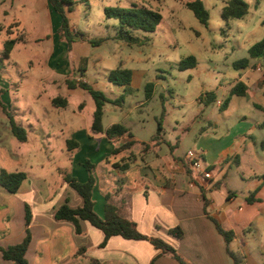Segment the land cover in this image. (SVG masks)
Listing matches in <instances>:
<instances>
[{
	"label": "crops",
	"instance_id": "0c3cea01",
	"mask_svg": "<svg viewBox=\"0 0 264 264\" xmlns=\"http://www.w3.org/2000/svg\"><path fill=\"white\" fill-rule=\"evenodd\" d=\"M7 1L14 3V0H0V12ZM45 9V17H48L49 22L53 21L57 14L48 1ZM2 12L8 15L5 8ZM58 27L54 29L56 33ZM78 42L73 45L72 50ZM18 44L11 57L17 51ZM58 45L64 50L68 49L67 44L60 42L58 35L54 34L52 51ZM51 54L54 55V52ZM50 56L45 63L51 60ZM10 60L7 61L9 65L0 72V82L4 81L2 75L8 73ZM259 60L250 59L249 66L240 70H235L234 62L231 63L229 73L233 77L224 85L229 86L227 97L239 81L245 84L246 92L244 96L231 97L223 111L224 118H227L226 113L234 107L239 110L245 108L246 112L241 111L223 132H217L222 122L221 117H217L215 124H212L204 116L205 109L199 108L197 118L200 117L201 121L194 128L184 124L183 119L179 120L176 115H171L164 102L166 116L163 135L158 141L151 139L149 142L141 140L131 127L123 123L130 129L131 136L126 134L109 139L105 132L91 133L93 116L90 118L86 115L85 108L82 112L75 111L80 101H86L87 105L89 94L80 87L70 89L67 85L68 80L81 79L84 82L87 74H90L88 67L84 74L77 71L79 77L76 75L74 79L68 78L65 68H41V76H36V86L39 89L36 95L39 99L44 95L45 101H41L44 104L39 106L40 109H35V116L29 119L21 108H16L17 111L11 109L14 121L26 131V142H20L14 136L10 118L0 106V171H21L28 174L15 194L0 186V248L20 244L26 237L25 207L28 205L31 209L28 227L31 243L26 255L29 264H181L172 256L161 254L150 240H126L116 236L101 247L104 234L89 222L81 221L82 233L77 234L73 223L55 219V212L64 204L71 208L83 205V199L65 178L71 176V173V177L77 176L74 178L79 182H86L89 173L83 163L90 160L94 165L93 174L96 179L93 193L95 211L100 217L104 218L107 203L117 206L120 215L134 222L142 234L150 239L163 240L188 264H234L227 246L233 253L242 256V264H264V65ZM145 61L147 58H142L139 62ZM12 63L17 66L15 79L17 75L24 79L30 73L25 69L23 71L17 61L13 60ZM30 66L33 67L32 63ZM116 68L105 67L95 74L93 81L85 83L104 92L110 99L121 96L125 92L124 87L113 85L108 79V73ZM132 71L131 92L139 91L144 86L148 71ZM56 81L64 83L57 86ZM158 85L155 83L154 93ZM20 87H25L22 81ZM2 92L5 93V88L0 83V93ZM72 96H79V101H73ZM201 96L197 102L203 104ZM57 97L66 98L68 105L55 107L53 100ZM145 101L134 106L133 111H140L149 102ZM221 104L219 100V108ZM203 106L205 107L204 104ZM125 119L129 125L135 121L132 117ZM116 123L118 121H111L106 125L103 119L104 130ZM137 123L143 127L145 120H137ZM209 127L212 130H207ZM169 133H174L177 138L175 144L166 140ZM191 133L196 137L200 135L194 148L200 162L202 160L201 169L211 171L210 174L206 172V176H210L208 179L193 170L188 164L189 160L175 155L182 136ZM69 140L77 142L78 148L71 150L67 144ZM129 142L133 143L132 146L124 150L127 154L124 160L129 157V161L122 164L111 162L109 157L113 151ZM137 144L141 146L138 153H134L133 149L137 148ZM162 146H168L170 153L162 156ZM57 149L60 156H57ZM74 153H85L91 158L75 159L72 157ZM60 160L64 161V165ZM218 166L221 167L220 170L212 169ZM46 167L50 168V172L38 177L31 173ZM32 175L36 176L34 180ZM116 182L121 185L117 187ZM252 194H255V201L248 202L247 199ZM214 220L223 229L234 233L229 244L218 231ZM172 229H179L182 237L171 234ZM0 264L13 263L4 260L0 253Z\"/></svg>",
	"mask_w": 264,
	"mask_h": 264
},
{
	"label": "rangeland",
	"instance_id": "374dc122",
	"mask_svg": "<svg viewBox=\"0 0 264 264\" xmlns=\"http://www.w3.org/2000/svg\"><path fill=\"white\" fill-rule=\"evenodd\" d=\"M47 1L14 0V3L7 1L2 9L5 8L8 15H4L1 9L0 22L6 26L2 25L5 30L0 33V50L9 38L7 33L12 32L14 33L12 37L18 35L23 40L11 57L8 73L2 75L4 81L0 82L5 88V93H0V99L4 104L7 103L8 110L17 111L16 108H21L27 119L34 117L33 111L40 109L39 106L44 104L41 101H45L44 95L41 99L36 95L39 92L36 84H38L37 78L42 74L41 68L59 66L58 68L66 69L68 78L74 79L76 75L79 77L78 68L84 66L82 58H87L86 68H89L90 74H87L84 82L88 83L93 81L95 74L105 67L148 71L144 86L139 91L127 93L124 101H119L117 105L107 103L104 107L106 125H109L111 121L123 123L131 127L134 134L146 142H149L157 132V119L161 115L162 99L171 115H176L179 120L183 119L184 124L194 128L198 127L201 121L200 117L197 118L200 113L199 108L205 109L204 116L208 117L212 124H215L217 117H221L222 122L217 130L218 133L223 132L230 125L229 122L235 120L241 111L246 112L245 108L239 110L234 107L226 113L227 118H224V110H220L218 102L220 100L222 103L227 97L229 86L224 85L229 82L230 77H233V74L229 73L231 63L249 58L250 46L264 36V0H245L249 4V14L242 19L231 20L229 26L221 17L228 0H202L210 12L208 27L203 26L193 12L184 6V2L192 0H75L78 3L74 11L69 14L71 28L74 33L82 32L86 36L75 45L72 52L60 48L59 45L52 51L53 36L57 34L54 29L59 26L60 17L55 15L53 21H48V17H45ZM133 5H145L163 16V21L155 33H140L142 39L146 40L143 46H129L124 42L112 40L99 47L90 45L89 39L111 37L115 34L117 21L105 16V7L126 8ZM53 52L54 55L51 54ZM190 55L198 59V66L194 69L180 70L178 63ZM49 56L51 60L45 63ZM142 58L143 60L147 58V61L139 62ZM13 60L18 62L23 71L24 69L30 71L24 79L21 75H17L15 79L14 72L16 74L17 66L13 65ZM259 62L262 66L264 65L263 59ZM31 63L33 67L30 66ZM253 63L256 62L253 61ZM140 78L143 79V76L140 75ZM21 81L25 86L22 89L19 88ZM148 82L159 84L153 99L141 107L140 111H133V107L141 101L146 102L144 87ZM63 83L55 82L57 86ZM220 85L223 87L221 88ZM207 92H215L218 101L204 107L197 102V99ZM72 97L73 101L80 99L79 96ZM88 98L87 105L86 101H80L75 111L82 112L85 108L84 113L92 118L95 103L90 95ZM119 98L120 96H114L113 100ZM80 105L83 106L80 107ZM125 117H132V120H135L134 123L129 125ZM137 120H145L144 126L138 125ZM207 130L212 128L209 127ZM199 137L200 135L196 137L194 133L182 136L179 147L175 149V155L188 160L189 152L197 151L194 145ZM166 140L173 144L177 142L174 133H169ZM140 146L137 144L138 149L134 148L133 152L138 153ZM162 150V156L170 153L168 146H162ZM56 152L57 156L61 155L58 149ZM40 156L46 159V156L42 154ZM72 157L91 158L85 153L79 155L74 153ZM124 157H127V154L123 151L112 154L109 159L111 162L122 164L129 161L124 160ZM60 163L63 164L64 161L60 160ZM188 164L191 165L190 162ZM47 172H50L49 167L31 173L38 177ZM130 173L132 175V172ZM99 174L100 168H98ZM70 175L73 176L71 173ZM34 177L36 176H31L32 180ZM74 177L77 176L74 175ZM116 185L118 187L121 183L116 182Z\"/></svg>",
	"mask_w": 264,
	"mask_h": 264
},
{
	"label": "trees",
	"instance_id": "16d2710c",
	"mask_svg": "<svg viewBox=\"0 0 264 264\" xmlns=\"http://www.w3.org/2000/svg\"><path fill=\"white\" fill-rule=\"evenodd\" d=\"M52 10L59 15L60 25L57 29V35L60 42H64L68 46V51H71L73 45L82 40L86 34L82 32L74 33L71 28V21L69 14L74 11L75 5L78 3L75 0H48ZM184 6L193 12L196 19L205 27L209 26L210 22V12L206 8L202 0H192L184 2ZM105 16L108 19H115L117 21V26L115 34L111 37H101L97 39H89L90 45L94 47L101 46L107 41L115 42H124L129 46H143L146 43V40H143L140 33H155L157 27L162 23L163 16L145 6V5H133L132 7H105L104 8ZM249 14V4L245 0H228L224 6L221 17L223 21L229 26V22L234 19H242ZM5 29L0 24V33ZM14 33H7L9 38L5 41L2 52L0 53V72L6 67L7 61L11 58V53L14 50L15 46L23 42L22 38L18 35L12 37ZM12 35V36H11ZM249 58L250 59H263L264 60V37L253 44L249 49ZM250 59L244 58L237 60L233 63V68L235 70L245 69L249 66ZM84 66L78 68V72L84 74L87 71L86 63L87 58L82 59ZM198 64V60L194 55H190L182 59L178 63L180 70H187L195 68ZM132 77L133 71L127 68H116L109 72L108 79L109 81L116 86H122L125 89L123 95L119 99L113 100L110 99L104 92L95 89L92 85L85 83L83 81H73L68 80L67 85L70 89H75L80 87L86 91L95 102V111L93 113V123L91 126V133L99 134L106 133L107 138H120L126 134L131 136L130 129L125 127L120 123L113 124L106 131L103 127V119L105 116V104L110 103L117 105L120 101H124L127 93L132 91ZM154 82H148L145 87V99L151 101L154 96ZM246 92V86L242 81H239L232 88L229 96L222 102L220 108L224 110L232 96H244ZM201 100L205 107L210 106L217 100V95L215 92H208L201 96ZM53 105L55 107H64L68 105L66 98L57 97L53 100ZM0 106L2 107L4 113L10 118L11 128L14 136L20 142L27 141L26 131L18 125L14 118L12 117V111L8 110V106L4 104L0 99ZM166 116V109L164 106V101L162 99V111L160 118L157 119V132L152 137V141H158L163 135V121ZM69 148L74 150L78 148L79 144L74 140H69L67 142ZM132 142L123 144L120 148H117L113 151V154H118L123 152L126 149H129L132 146ZM130 159L129 157L125 160ZM83 166L89 173L88 180L86 182H79L76 178L67 176L65 181L81 196L83 199V205L78 208H71L69 205L64 204L55 212V219L58 221H69L76 226L77 234H81L82 230L80 228L81 221H87L95 228L99 229L104 234V241L101 244V247H104L107 244V241L112 237H122L126 240H150L152 244L161 251V254L170 255L181 264H188L185 262L182 257L176 252V250L164 242L161 239L157 238H148L142 234L137 225L129 221L128 219L123 218L120 215L119 208L111 203H107L105 207V216L104 218L100 217L95 211V200L93 197L94 189L96 186V179L93 174L94 165L90 160H86L83 163ZM125 169V168H124ZM215 171L221 169V167H212ZM207 173H211L210 169L206 170ZM28 174L26 172L16 171L8 172L5 170L0 171V186L7 190L9 193L15 194L20 189L22 183L27 179ZM210 178V176H206ZM248 202L255 201V194H252L248 197ZM25 225L27 227V234L24 240L17 245L10 246L8 248H0V253L6 261H10L13 264H29L27 259V250L31 243V235L28 231V227L31 221V209L28 205L25 207ZM218 231L223 235L227 244L231 242L234 238V233L232 231H227L223 229L220 224L214 220ZM171 234L181 238L182 232L179 229H172ZM228 254L233 258L234 264H242V256L239 254L233 253L230 248L227 246ZM96 264V263H93ZM153 264V262H152Z\"/></svg>",
	"mask_w": 264,
	"mask_h": 264
},
{
	"label": "built area",
	"instance_id": "2783aa9c",
	"mask_svg": "<svg viewBox=\"0 0 264 264\" xmlns=\"http://www.w3.org/2000/svg\"><path fill=\"white\" fill-rule=\"evenodd\" d=\"M189 162L191 163V167L193 170L200 173L202 177H206V172L201 169V162L198 154L194 151L189 152L187 155Z\"/></svg>",
	"mask_w": 264,
	"mask_h": 264
}]
</instances>
